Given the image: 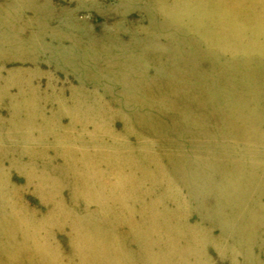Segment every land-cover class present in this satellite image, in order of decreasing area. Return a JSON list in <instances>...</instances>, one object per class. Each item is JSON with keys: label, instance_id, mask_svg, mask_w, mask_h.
I'll return each instance as SVG.
<instances>
[{"label": "rangeland", "instance_id": "1", "mask_svg": "<svg viewBox=\"0 0 264 264\" xmlns=\"http://www.w3.org/2000/svg\"><path fill=\"white\" fill-rule=\"evenodd\" d=\"M7 1L0 0V4L5 6ZM34 1L46 7L42 17H36L31 5L23 3L6 26L0 24V141L4 143L5 153L12 150L1 159V168L4 166L10 180L25 186L26 180L18 168L21 161L25 163L30 158L23 155L26 153L20 147L31 146L27 140L12 136H15L12 118L18 116V120L22 117L27 121L30 115L28 102L22 89L14 83L13 74L21 73L20 81L27 79L36 87L44 101L41 108L37 104L32 106L33 110L38 108L48 115L66 105L69 109L73 107L70 100L73 87L77 91L81 88L80 91L96 96L102 108L111 110V115L102 122L116 131V137H121L120 142L115 136L102 135L84 147L87 154L95 155L100 149L102 153L98 154L97 161L103 163L108 159V152L121 150L123 161L134 169L146 163L141 156L148 154L154 155L152 162H160L165 167L166 175L158 178L155 187H160L164 212L179 228L169 233L168 242L181 253L180 264L200 261L202 264H264V9L243 18L229 13L230 3L199 7L189 3L187 7L168 11L163 6L169 5L170 0ZM236 26L239 34L234 36L229 27ZM40 27L44 28L43 32L34 40ZM57 28L76 34L84 41L104 34L117 44L108 46L98 64L93 62L90 50L83 57L67 53L54 57V52L51 55L45 48L47 45H52L51 48L71 45L66 35L55 33ZM145 39L149 40L150 50L138 47ZM134 70L145 80L158 78L157 84L150 90L140 84L124 86L120 76H133ZM178 89L191 101V113L203 114L207 117L205 121L190 122L188 112L169 107L168 94ZM51 95L63 99L52 100ZM221 110L224 115L215 121L210 119L211 113H221ZM64 114L58 117L60 129H50L56 130L60 138L64 129L70 128L67 124L71 119ZM231 117L237 120L238 131L227 128L226 120ZM40 123L35 116L32 128L21 129L19 133L34 139ZM92 125H86L85 130L92 131ZM65 146L72 145L66 142ZM82 148V144L78 145L79 154ZM87 149L96 152L89 153ZM179 156L185 160V170L170 166ZM12 159L20 161L12 165ZM33 160L36 167L44 165L42 159ZM63 161L60 156L53 159L58 165H63ZM32 189L23 187L20 198L43 215L52 208L51 203L42 200ZM58 191L66 201V213L81 210L103 222L100 230L112 225L116 233L127 232L126 225L117 223L124 214H105L96 205L84 202L75 204L78 208L69 201L70 189ZM178 199L183 208L177 207ZM183 225L196 226L208 241L185 235ZM56 226L50 229V237L62 251L69 252L67 234L71 230ZM0 227L1 243L8 240L12 249L22 245L17 242L21 230L14 219L2 217ZM130 231L127 249L134 252L138 263L150 264L151 248L141 247L144 237L137 230ZM23 255H18L21 261L30 264ZM2 256L7 257L4 251L0 252V261L4 262ZM69 256L70 260L78 261L77 257Z\"/></svg>", "mask_w": 264, "mask_h": 264}, {"label": "bare ground", "instance_id": "2", "mask_svg": "<svg viewBox=\"0 0 264 264\" xmlns=\"http://www.w3.org/2000/svg\"><path fill=\"white\" fill-rule=\"evenodd\" d=\"M23 3L31 5L36 17H42V14L46 12V7L36 5L34 0H9L6 2L5 6L0 4L1 26H6V24L12 20L13 16H16V11L19 13V10H17L19 8L18 6ZM189 3L191 5L196 4L197 7L201 5H213L215 3L217 5L230 3L229 13H231L233 17L241 15L243 18H247L249 15L253 16L260 10L264 9V0H170V4L164 5L163 8L168 11H175V9L177 10L185 6L187 7ZM42 26H44V24ZM238 26L235 28L229 27L232 35L235 36L236 34H239ZM41 29L44 28L40 27V32L36 34L34 40L39 38V35L43 32ZM55 30L56 34L61 32L58 28ZM175 30H177V28ZM147 32L150 31L147 30ZM61 33L68 37V40L71 41V45L69 48L61 46H54L55 48H51L52 45H47L45 48L50 50L51 55L54 52L52 55L54 57H56V55L58 56V54L64 56L66 53L70 56L76 54L83 57L86 56L87 52L90 50L93 62L98 64L100 63L103 52L107 51L108 46L117 44L116 40H113L104 34L92 36L89 40H85V42L82 37H79L76 34L63 31ZM241 35L243 36V33ZM230 43L231 42H229V44ZM138 47L145 50H150L151 48L148 39L140 42ZM78 59L81 58L77 57V61L81 62V60ZM135 70L132 72L133 76L128 74L120 76L121 83L124 86L129 87L131 84H140L145 90H150V88L157 84L158 78L145 80V77L143 78V76L137 73L138 71L135 72ZM22 76L21 73H14V83H17L19 88L22 89L25 96L24 99L28 102L26 105H29L30 108V115L27 121L22 117L18 120V116H12L13 121L10 123L13 127V134H15V136L11 135L13 136V139L22 138L27 140L31 146L23 145L20 147V150H23L22 152L26 153L23 155L28 156L30 160H27L25 163H22L23 161H21L19 165L20 167L17 168L24 175L26 180L25 186H31L33 188L32 191L45 202L51 203L52 208L41 215L38 214L36 210L32 209V206L28 204L27 201L20 198V192L23 191V187L25 186L23 185L22 187V185L11 181L6 170L3 169L4 166L1 168V162L3 161L1 159L4 158L6 153L10 154L12 150H7L5 153L3 151L4 143L0 141V219L2 217H11L16 224H19L21 231L20 235L17 236V242H21L22 244L20 246L16 245L17 247L12 249L10 246L11 243L9 244L8 240H3L4 242L6 241L5 243L0 242V252L4 251L7 255L5 259L2 256L4 262L0 261V264H24L18 256L20 254H24L23 256H25L27 260H30V264H141L143 262L138 263L134 252L127 249L129 245L128 234L131 232L130 229L132 231L137 230L139 234L144 237L141 247H144L146 250L151 248L149 253L150 264H169V262L180 264L182 261L180 256L181 253L172 248L168 242V240L171 239L169 233L172 230H178L179 228L178 225L174 223V219H170L169 214L164 212L165 209L162 201L163 196L158 192L160 187H155V182H158V178L166 175L165 167L161 165L160 162H152L154 155L150 156L145 154L141 157H143V160H146V163L142 164L139 169H134L133 165L129 166L127 162L123 161V156L120 154L122 152L121 150H114L108 153L107 151L104 152L103 154L107 153L108 159L103 163L98 162L97 159H99V155L102 153L99 151L100 149L96 150L97 153L93 155L87 154L84 147L93 144L94 140L100 138L102 135H107L111 138H113L112 136L116 137V131H113L111 127H108L105 125L106 123L102 122L105 117L107 118L111 115V110L106 109L105 107L102 108L96 96L86 94L82 91L83 89L80 91L81 88L77 91L76 87H73L76 86L75 84L72 86L75 89L71 92L70 100L73 103V107L70 109L67 108L66 105L64 109L60 108L58 112L51 111L49 115L42 113V111H38V108L37 110H33L35 104L40 107L41 102L44 101V99L38 96V90L30 81L27 79L22 81L19 80L21 78L23 79ZM52 89L53 87L51 90ZM52 96L53 95H51L50 98ZM59 96L54 95L52 100L57 101L63 99ZM172 98L175 100H171ZM168 101L169 107H173V109L174 107L177 109L181 108L184 112H188L186 113V116L190 122L205 121L207 119L203 114L195 115L191 113V110H189L191 107V101L186 99L179 89L168 94L167 102ZM100 102H102L101 99ZM67 111L69 112V115ZM139 111L137 109V112ZM63 113H65L64 116H69L71 121L67 124L70 125V128L68 129L62 125V127L68 132L64 129L63 132L65 133L60 138V135L57 134L56 130L51 132L50 129H60L58 117ZM221 115H224V110H221V113H211L212 118L210 119L215 121L221 117ZM35 116L41 120L40 127L36 130L37 137L33 139V137L29 138L26 134L19 133L21 129L29 130L32 128L31 124ZM226 121L228 129H235V131H238L237 120L235 121V119L231 117ZM126 123H128L127 119L125 125ZM90 124H93L92 131H86L85 126ZM9 130L10 129H8V131ZM74 131L77 132L73 133ZM128 131H130V129H128ZM17 132L18 134H16ZM116 138L121 142V137ZM66 142H70L72 146L67 148L65 146ZM81 144L83 147L82 154H79L77 148L78 145L80 146ZM87 150L89 153L96 152L93 151L94 149ZM52 155L55 156L52 157ZM57 156H60L64 160L63 165L61 163V165L53 163V159ZM34 158L42 159L44 165L36 167L35 161L33 160ZM180 158L181 156L175 157V160L170 163V166L173 167L176 165L178 168L185 170V160ZM18 161L20 160L12 159L10 160V163L16 165ZM8 166L11 167L10 165ZM70 177L72 178L70 179ZM60 188L70 189L71 194H69V201H72L74 205H79L81 202H84L89 204V206L96 205L95 207H97V209L100 208L102 211L104 210L105 214H111L113 212L124 214V216L122 215V217L119 218L117 223L118 225H126L127 232L123 230L121 233H119L120 231L116 233V231L113 230L114 227L112 225L111 227L107 226V230H100L99 227L102 226L103 222L94 220L92 215L89 213L83 214L81 210L76 212L77 214L75 212L66 213L64 211L66 201L58 191ZM59 195L60 198L58 197ZM57 197L59 199H57ZM93 199H96V202L93 201ZM177 203V207L179 206L183 208V203L179 199L177 200ZM137 204H139V207H137ZM160 207H162V210H159ZM178 211L179 209L174 212V214L178 213ZM107 223L109 224V222ZM127 223H129L130 227ZM56 225L59 227L66 226L71 230L67 234L69 252L62 251L60 246L50 237V229H54L57 227ZM182 228L185 235H191L200 239V241H208V237L201 236L202 233H200V230L196 226L183 225ZM4 230H6V228H4ZM114 233L119 235V237L116 238ZM69 255L77 257L78 261L74 262L73 260H70ZM64 257L66 260H64ZM23 260H25V258H23ZM198 264H202V261Z\"/></svg>", "mask_w": 264, "mask_h": 264}]
</instances>
